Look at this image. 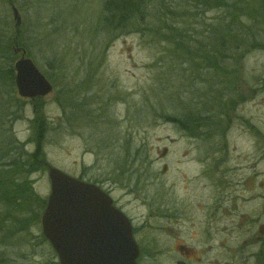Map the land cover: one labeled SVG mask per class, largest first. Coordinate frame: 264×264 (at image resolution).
Listing matches in <instances>:
<instances>
[{"label":"rangeland","instance_id":"374dc122","mask_svg":"<svg viewBox=\"0 0 264 264\" xmlns=\"http://www.w3.org/2000/svg\"><path fill=\"white\" fill-rule=\"evenodd\" d=\"M143 1L144 21L114 32L100 28L104 0H0V264H59L41 227L49 168L111 196L135 230L138 264L184 262L171 251L179 247L191 251L185 264L195 258L196 264H214L217 255L220 264H264L260 0L237 1L239 8L246 5L234 18L247 45L237 54L201 53L216 55L212 61L196 56L200 46L218 39L203 30L228 22L225 7L232 9L234 0H198L207 10L185 0ZM177 28L190 32L186 42L195 53L185 54L178 41L165 37ZM16 38L53 86L37 103L17 95ZM237 87L244 100L219 118L222 109L212 96ZM85 91L91 107L82 117L97 114L86 119L89 128L72 108L80 107L72 98ZM180 117L185 128L176 122ZM37 146L40 168H29ZM13 181L27 183L43 203L39 217L30 203L5 204V196L14 199Z\"/></svg>","mask_w":264,"mask_h":264},{"label":"water","instance_id":"95a60500","mask_svg":"<svg viewBox=\"0 0 264 264\" xmlns=\"http://www.w3.org/2000/svg\"><path fill=\"white\" fill-rule=\"evenodd\" d=\"M16 26L20 18L12 9ZM15 54L20 50L16 48ZM14 84L23 99L44 98L51 84L25 52L14 64ZM50 195L41 216L42 233L59 264H137L139 255L131 225L97 187L49 168Z\"/></svg>","mask_w":264,"mask_h":264},{"label":"trees","instance_id":"16d2710c","mask_svg":"<svg viewBox=\"0 0 264 264\" xmlns=\"http://www.w3.org/2000/svg\"><path fill=\"white\" fill-rule=\"evenodd\" d=\"M188 5L192 6V8H194L195 10H198L199 8H204V10L207 8H209V5L204 3H199L198 0H185ZM204 1V0H203ZM237 1H239V4H244L245 0H234L232 1V6L233 8L231 9V6H226V11L228 13V15L231 12V19H229V21L223 23V20L221 21V26H217V28L215 29H211V28H205L203 31H205L208 35H210V37L214 40L217 39V42L211 45L205 44V46H200V48L198 49L197 52L198 55H196L201 61H205V58H208V60H210V58H215L216 55L214 56H205V55H201V53H204L205 50L207 49L208 53H216L219 51L221 52V54L223 53H228V52H234L235 54H237L236 50H239V48L241 47V44L247 45L245 42L247 41V37L248 35H243L246 32L244 31V33L241 35L238 31V29H236V25H239L238 23H236V20L234 18V16L236 15L237 11H244L246 8V5H243L242 7H237ZM254 2L256 0H253ZM261 8L264 9V0H260L259 4H258ZM208 6V7H207ZM224 6V5H222ZM145 9L146 6L144 4L143 0H104L103 2V10H102V18L99 19V22L102 24V27H100L101 29L103 27H110L109 29H111V31L114 32H120L123 31L124 29H126L129 25L134 23V20H137L139 18V20L142 22L144 21V14H145ZM173 12V11H172ZM172 12L167 13L166 15H172ZM201 12H203V9L201 10ZM174 14H176L175 12H173ZM230 16V15H229ZM167 21H170L172 23H174L172 20L166 19ZM98 29V27H97ZM143 30H146V28H142ZM103 30H101L102 32ZM172 32V33H171ZM190 33L188 31H186L185 29H172L170 30V34L169 36L166 35L165 37L167 38H172L175 41H178L180 44L178 45L179 47L184 48L183 51L187 50V52H185V54H193L196 51L192 50L189 51L188 50V43L186 42L187 40V34ZM144 34V33H143ZM241 36V37H238ZM230 43L232 44V47L230 46ZM14 44L17 45H22L21 41L18 40V38H16V40L14 41ZM13 45V44H12ZM9 49V48H8ZM190 52V53H189ZM205 54V53H204ZM228 55V54H225ZM188 57V56H187ZM202 58V59H201ZM212 61V60H210ZM217 60H213V62H216ZM50 69V67H49ZM55 68L51 67V70H54ZM208 69V68H207ZM10 75H12V71H9ZM197 81V80H196ZM88 91H85L84 94L81 95V97L76 94V96L74 98H72L73 100H77L75 103H78V105L80 107L78 108H74V106H72L73 110L75 111V109H78V114H80V117L82 121L86 122L84 123L88 128H89V121H87L86 119L92 118L94 119L95 116H97V114L94 112L93 114L91 113V111L89 112V115L87 117L83 116V114L86 115V109H89V107H91V105H89V102L87 101L84 95H87ZM222 94L219 96L217 95L216 97L212 96V100L214 101L215 104H219V106H221V113L220 116H224V117H229L230 112L232 111V106H235V102L237 101H241L244 100V97L240 96V89L239 87H237V89L233 88V89H223ZM74 96V95H71ZM234 96V97H233ZM80 98V99H79ZM83 98V99H82ZM57 99V98H56ZM88 102V103H87ZM183 102V99H180V103ZM87 103V105H86ZM185 103V102H183ZM222 104H224V107L222 106ZM95 106V105H93ZM227 109H230L229 113H227ZM75 114V113H74ZM91 115V116H90ZM200 118H198V120L200 122H204L202 120V115L199 114ZM76 117V116H74ZM208 117V116H207ZM174 120L176 119L175 117H173ZM181 119L184 117H180ZM177 124H181V127L185 128L186 125L184 123V119H182L181 121H176ZM87 129V128H86ZM88 131V129H87ZM15 150L17 148H14ZM37 150L29 155L30 158V165L29 168H40L38 165V162H41V153L38 151L39 146H37L36 148ZM136 154L140 155V150H136ZM144 156V155H142ZM142 156L141 159H142ZM138 157V156H136ZM145 157V156H144ZM143 157V158H144ZM28 169V168H27ZM26 170V169H25ZM16 180V179H15ZM13 187V190L11 192V195L14 196L13 201L11 200L10 196H5L4 197V202L7 206H11V207H20V203L22 202L23 205L26 204H32L33 206V213L36 217H39L40 212L43 208V203L41 205H39V202L36 198H34L31 194V189L29 187V185L27 183H25L24 185L22 184H18V181H13L10 184ZM28 193L27 196H25V194ZM17 197H20L19 199ZM16 205V206H15ZM28 229H26L27 231ZM28 232V231H27Z\"/></svg>","mask_w":264,"mask_h":264},{"label":"flooded vegetation","instance_id":"af4514ba","mask_svg":"<svg viewBox=\"0 0 264 264\" xmlns=\"http://www.w3.org/2000/svg\"><path fill=\"white\" fill-rule=\"evenodd\" d=\"M205 170L206 169H203L202 170V172L200 173L201 175V177H204V176H206L205 175ZM210 176V174H207V176ZM232 185H234V186H236L235 184H232ZM108 194V193H107ZM109 195V194H108ZM114 205H115V202H114ZM116 206V205H115ZM133 231H135V230H133ZM133 236H134V239H135V241H136V243H137V245H138V248H139V243H138V240H137V238H136V235H135V233L133 232ZM217 249H219V246L217 247ZM172 252H173V254H179L180 255V253H181V255H183L182 256V259H183V261L184 262H189L190 263V259H191V251L189 250V248H184V247H179L178 248V250H171ZM202 253H204V252H202ZM139 255H140V248H139ZM189 257H190V259H189ZM194 264H196L197 262H199V259H197V258H195L194 260ZM192 261V262H193ZM184 262H177L178 264H185ZM214 264H220V256L219 255H217V257L215 258L214 257Z\"/></svg>","mask_w":264,"mask_h":264}]
</instances>
